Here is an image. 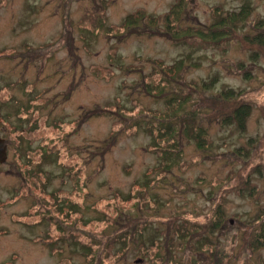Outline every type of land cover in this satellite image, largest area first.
<instances>
[{"label":"rangeland","instance_id":"rangeland-1","mask_svg":"<svg viewBox=\"0 0 264 264\" xmlns=\"http://www.w3.org/2000/svg\"><path fill=\"white\" fill-rule=\"evenodd\" d=\"M183 2L0 0V264H264V0Z\"/></svg>","mask_w":264,"mask_h":264},{"label":"trees","instance_id":"trees-1","mask_svg":"<svg viewBox=\"0 0 264 264\" xmlns=\"http://www.w3.org/2000/svg\"><path fill=\"white\" fill-rule=\"evenodd\" d=\"M184 0H178V6L179 5H185ZM70 6V5H68ZM67 6V7H68ZM175 8L174 6H172L170 9V11H168V13L165 15V18H164V22L166 23V27L168 28L169 26V23H170V20H169V17H173V16H176V15H173V12H174V8L176 9L177 12H180V8ZM249 14V8L245 5L243 7H241V9L239 11H233L232 13H229L230 15V19L231 20H234V21H237L238 23L240 24H243L245 18L248 16ZM222 20V17L221 19ZM124 25L127 27V24L124 23ZM234 29L232 30V36L236 33L235 36H237V32L238 31V27L235 25L234 23ZM169 31V30H168ZM202 29H199V33H202ZM168 35V32L166 33ZM185 34V31H181V37L177 40H180L182 42H193V41H197L196 38L200 39V37L198 36H188V35H184ZM264 32H257V33H254V34H242L241 37L244 39V41L248 44H256L258 46H263L264 45ZM171 35V34H170ZM201 40V39H200ZM226 97H229V95H226ZM251 111V107H249L248 105L246 104H242L240 106H238L234 111H233V114L237 119L239 118V120L237 122H235L234 120L232 122H235V124L238 126V128L241 130V131H244L245 130V126H246V119L247 117L250 115L249 112ZM34 115L37 116V118L39 117V112L38 110H34ZM48 118V117H47ZM45 118V119H47ZM30 120V119H29ZM227 121H230L231 122V118H228ZM44 123H45V120H44ZM38 124H40V121L38 120ZM42 125L43 122L41 123ZM51 127H53V122H51ZM21 132V135L25 136L26 137V134L23 133L22 131ZM28 135H29V132H28ZM19 138H20V135H19ZM19 145V144H18ZM57 145V144H55ZM43 159V157H38L37 159V163H40L41 160ZM40 171L43 173V171L40 169ZM50 219H47V221H49ZM186 232V230H184ZM183 231V232H184ZM187 233V232H186ZM184 233V235L186 234ZM182 234V233H181ZM183 235V236H184ZM182 237V236H181ZM251 245L253 246V248H257V247H264V227H262L260 230L256 231L255 232V235L251 241Z\"/></svg>","mask_w":264,"mask_h":264},{"label":"water","instance_id":"water-1","mask_svg":"<svg viewBox=\"0 0 264 264\" xmlns=\"http://www.w3.org/2000/svg\"><path fill=\"white\" fill-rule=\"evenodd\" d=\"M6 145L5 141L0 138V163H3L5 161L6 157Z\"/></svg>","mask_w":264,"mask_h":264},{"label":"flooded vegetation","instance_id":"flooded-vegetation-1","mask_svg":"<svg viewBox=\"0 0 264 264\" xmlns=\"http://www.w3.org/2000/svg\"><path fill=\"white\" fill-rule=\"evenodd\" d=\"M19 82H23V79L21 78V79H17V81H16V83L15 84H18ZM26 87L28 88H30V85L28 84H26ZM24 90H25V88H24ZM42 105H44V101H43V99H37V106L38 107H41ZM24 108V107H23ZM0 138L1 139H3L1 136H0ZM4 140V139H3ZM5 141V140H4ZM5 145H6V142H5ZM6 157H5V162H6V160H7V145H6ZM4 163V162H3Z\"/></svg>","mask_w":264,"mask_h":264}]
</instances>
